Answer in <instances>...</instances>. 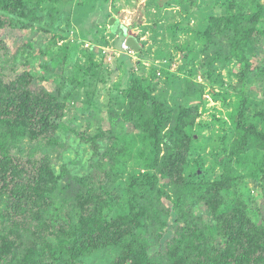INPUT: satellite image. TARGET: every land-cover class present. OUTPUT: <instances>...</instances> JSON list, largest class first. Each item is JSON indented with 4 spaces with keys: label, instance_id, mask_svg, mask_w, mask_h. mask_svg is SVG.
<instances>
[{
    "label": "trees",
    "instance_id": "trees-1",
    "mask_svg": "<svg viewBox=\"0 0 264 264\" xmlns=\"http://www.w3.org/2000/svg\"><path fill=\"white\" fill-rule=\"evenodd\" d=\"M106 1L0 0V31L39 25L36 11L47 6L54 18L43 29L56 44L57 13L74 3L90 16ZM230 8L198 32V40L226 37L229 52L220 61L239 65L242 86L231 116L234 138L222 149L215 179L204 169L197 174L203 162L188 163L195 109L158 101L155 68L153 84L133 77L121 97L101 106L93 52L70 76L54 77L61 59L41 63L39 83L54 82L55 92H32L35 71L2 81L8 57L0 41V264H87L85 258L105 250L119 252L109 264H264V223L247 190L248 180L264 178V114L244 90V52L253 38L264 39L257 26L264 15L260 5L251 13ZM31 48L26 43L11 59ZM69 102L82 105L84 129L60 122ZM127 124L135 133H127ZM197 204L207 207V225L194 216ZM166 232L171 239L151 255Z\"/></svg>",
    "mask_w": 264,
    "mask_h": 264
},
{
    "label": "rangeland",
    "instance_id": "rangeland-1",
    "mask_svg": "<svg viewBox=\"0 0 264 264\" xmlns=\"http://www.w3.org/2000/svg\"><path fill=\"white\" fill-rule=\"evenodd\" d=\"M233 1L236 4L233 5ZM101 4V9L97 7L90 16L80 9L84 6L78 7L74 3L57 13L58 22L54 25L58 36L56 44L49 41L50 35L43 29V26L51 25L54 18L47 6L36 11L42 19L39 25L33 24L26 30L2 29L0 41L8 57L1 67L2 81L10 83L24 72L35 71L30 91L38 92L42 88L49 93L55 92L54 82L39 83L38 79L44 74L40 64L50 58L61 59L62 67L54 70V77L70 76L75 65L86 66L87 52L90 51L95 54L99 65L93 72L102 82L98 79L96 100L103 106L108 99L115 101L121 97L133 77L153 84L150 72L155 68L158 101L171 108L178 109L183 105L195 109V119L189 130L193 142L188 163L198 165L197 160L203 162L196 166L197 174L201 175L204 169L210 173V179H215L221 173L218 162L223 159L222 149L234 138L231 116L241 100L242 86L239 65L232 62L225 67L220 61L229 52L226 37L213 35L205 40L202 36L198 40V32L206 30L210 17L227 15L229 6L232 13L237 9L251 13L256 5H260L264 15V0H107ZM257 26L264 27V17ZM128 38L134 41L137 50L127 46ZM26 43L32 47L34 58L29 56L31 49H26L19 59L12 60ZM124 45L127 51H124ZM244 55L248 62V85L244 90L256 100L257 112L264 114V39L253 38ZM66 107L60 122L64 125L71 122L77 130L84 129L82 105L69 102ZM100 115L102 128L109 129L105 112ZM125 130L135 133L128 124ZM247 190L251 191L252 209L261 215L259 224L264 223L262 175L255 181L248 180ZM162 201L169 206L168 201ZM119 207L117 205L116 209ZM193 213L203 225L209 223V212L204 204H197ZM107 217L111 218L113 214L109 213ZM169 221L171 224L172 220ZM171 236L169 232L164 233L160 244L152 248L150 254L162 251ZM118 255L117 250H105L84 261L87 264H109Z\"/></svg>",
    "mask_w": 264,
    "mask_h": 264
},
{
    "label": "water",
    "instance_id": "water-1",
    "mask_svg": "<svg viewBox=\"0 0 264 264\" xmlns=\"http://www.w3.org/2000/svg\"><path fill=\"white\" fill-rule=\"evenodd\" d=\"M126 44H127V46H128L129 48H132V49H134V50H137V47H136V45H135V43H134V41H133L132 39L128 38V39L126 40Z\"/></svg>",
    "mask_w": 264,
    "mask_h": 264
},
{
    "label": "built area",
    "instance_id": "built-area-1",
    "mask_svg": "<svg viewBox=\"0 0 264 264\" xmlns=\"http://www.w3.org/2000/svg\"><path fill=\"white\" fill-rule=\"evenodd\" d=\"M123 49H124V51H127L128 48H127V46L124 45Z\"/></svg>",
    "mask_w": 264,
    "mask_h": 264
}]
</instances>
